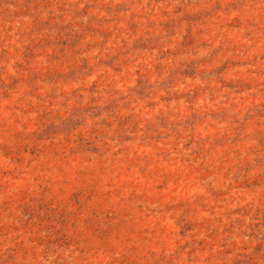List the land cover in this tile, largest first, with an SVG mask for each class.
Returning a JSON list of instances; mask_svg holds the SVG:
<instances>
[{
	"label": "rangeland",
	"instance_id": "obj_1",
	"mask_svg": "<svg viewBox=\"0 0 264 264\" xmlns=\"http://www.w3.org/2000/svg\"><path fill=\"white\" fill-rule=\"evenodd\" d=\"M0 264H264V0H0Z\"/></svg>",
	"mask_w": 264,
	"mask_h": 264
}]
</instances>
